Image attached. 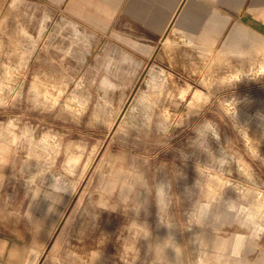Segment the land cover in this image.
Returning a JSON list of instances; mask_svg holds the SVG:
<instances>
[{
	"label": "rangeland",
	"instance_id": "obj_1",
	"mask_svg": "<svg viewBox=\"0 0 264 264\" xmlns=\"http://www.w3.org/2000/svg\"><path fill=\"white\" fill-rule=\"evenodd\" d=\"M75 6L0 0V264H264V11L145 72Z\"/></svg>",
	"mask_w": 264,
	"mask_h": 264
},
{
	"label": "crops",
	"instance_id": "obj_2",
	"mask_svg": "<svg viewBox=\"0 0 264 264\" xmlns=\"http://www.w3.org/2000/svg\"><path fill=\"white\" fill-rule=\"evenodd\" d=\"M64 1V0H56ZM89 1V0H85ZM77 0H70L76 8ZM94 10L109 17L111 47L126 67L143 64L145 72L160 67L163 44L184 34L188 41H232L240 38L247 11L261 17L264 0H93ZM108 10V14L106 11ZM96 13V12H95ZM237 26V33L231 28ZM233 36V37H231ZM238 36V37H234ZM123 72H138L125 70Z\"/></svg>",
	"mask_w": 264,
	"mask_h": 264
},
{
	"label": "bare ground",
	"instance_id": "obj_3",
	"mask_svg": "<svg viewBox=\"0 0 264 264\" xmlns=\"http://www.w3.org/2000/svg\"><path fill=\"white\" fill-rule=\"evenodd\" d=\"M45 216L44 217L37 218V215L36 214L34 215V212H33V214L30 211L28 212V219H30L31 221H33L34 223H36L39 226V228H42L43 229L42 231L44 233H46V235H47V234H50L51 233V227L53 226V219H51V218L48 219ZM202 239H205L206 240V236L204 235L202 237ZM27 252L29 253L30 250L26 251L25 248L15 247V248L12 249V252L10 254V258H14V259H19V258L21 259L22 258V259L25 260L26 257H28L27 256ZM37 261H38V254L32 253V259L29 257L26 263L27 264H36ZM23 263L24 262H15V261H9V262H7V264H23ZM200 264H207V263H206V261L204 259H202L201 262H200Z\"/></svg>",
	"mask_w": 264,
	"mask_h": 264
},
{
	"label": "clouds",
	"instance_id": "obj_4",
	"mask_svg": "<svg viewBox=\"0 0 264 264\" xmlns=\"http://www.w3.org/2000/svg\"><path fill=\"white\" fill-rule=\"evenodd\" d=\"M205 127L212 132L213 136L219 140V134L216 130V128L213 126L212 122L211 121H208L206 124H205ZM59 182V178H57V183ZM53 188L56 192H61L62 189L58 188V187H55V185H53ZM158 193L159 194H162L163 193V186H161L159 189H158Z\"/></svg>",
	"mask_w": 264,
	"mask_h": 264
}]
</instances>
